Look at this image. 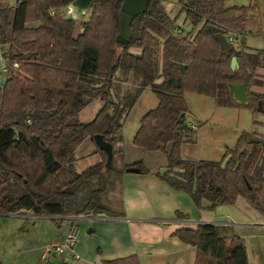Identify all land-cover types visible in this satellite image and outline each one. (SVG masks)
<instances>
[{"label": "trees", "instance_id": "16d2710c", "mask_svg": "<svg viewBox=\"0 0 264 264\" xmlns=\"http://www.w3.org/2000/svg\"><path fill=\"white\" fill-rule=\"evenodd\" d=\"M73 1L16 0L0 7V48L8 62L0 84V214L122 215L109 210L104 196L123 171L115 169L113 159L106 167V153L98 148L102 160L76 172L74 150L83 139L101 134L112 144L114 158L123 141L124 119L140 92L149 88L158 102L140 119L133 144L166 156V171L158 174L168 186L187 192L199 207L205 201L212 209L242 198L264 215L259 198L263 166L249 174L257 149L264 150V138L249 140L250 133L243 132L219 161H187L180 155L182 144L195 143L196 131L186 121V92L214 98L220 105L235 101L251 108L249 98L234 99L231 85L248 89L261 83L253 78L264 68V50L247 51L234 45L232 36L245 35L248 14L258 0L247 6L178 0L179 11L197 29L192 37L173 34L175 17L161 0H149L147 10L131 21L128 43L117 39L123 0H91L85 21L69 13ZM77 21L82 30L75 34ZM216 33L232 39L230 50L221 52ZM233 56L238 62L234 70ZM95 99L101 107L91 120L74 118ZM169 142L174 145L167 154ZM141 164L124 169L143 170ZM229 229V224L200 222L196 228H178L175 235L196 248L194 264H251L242 238ZM105 263L141 264L136 255Z\"/></svg>", "mask_w": 264, "mask_h": 264}, {"label": "rangeland", "instance_id": "374dc122", "mask_svg": "<svg viewBox=\"0 0 264 264\" xmlns=\"http://www.w3.org/2000/svg\"><path fill=\"white\" fill-rule=\"evenodd\" d=\"M16 0H0V7L14 4ZM254 0H224L225 6L229 5H250ZM168 15L175 17V25L183 30L184 33L189 34L190 37L196 32V28H192L185 18V14L179 11L180 4L178 0H162ZM91 9L88 8L87 12L82 15L78 21H85L90 14ZM77 21V22H78ZM30 25H33L30 23ZM82 24L79 22L75 25V34L80 33ZM244 36L238 37L234 40V45L243 46L245 50H255L247 46V43L252 47H258L264 50V12L263 0H258V7L249 12L247 17L246 28ZM242 38L244 40L241 43ZM3 57V51L0 48V61ZM5 74L1 72L0 68V84L3 82ZM254 80L261 83L259 86L251 84L247 89V101H250L251 108L244 105H238L235 101L232 105H220L216 103V99L204 97L192 93L186 94V104L188 107L187 120L193 123L195 127V143L187 147L190 152V159L192 161L206 159L219 161L222 160L228 148H233L238 138L243 132H250L251 137L263 139L264 138V122H257L259 125H253V119L259 118L264 121V111H258L259 101L262 100L260 110H264V68H258L254 72ZM262 97V98H261ZM157 98L149 88H145L130 110L125 119L124 128H122L123 141L122 149L116 145L113 158V164L116 170L123 171L126 161L141 160L143 169H153L161 160H166V156L160 151H148L133 144L134 135L139 127V122L145 112L157 105ZM101 106L99 99H95L88 103L87 106L74 115L75 119L89 121L92 119L93 114L98 111ZM256 120V119H255ZM262 124V125H260ZM245 145V144H244ZM243 145V146H244ZM250 149L249 145L244 146ZM121 150H118V149ZM102 154L98 151L97 145L93 143L90 137L83 139L74 150V161L72 162V169L76 172H81L91 165L101 161ZM263 166L262 176L264 177V150L258 148L251 163L249 174L255 170L256 166ZM164 168V167H162ZM162 168L159 173L163 174ZM66 171L62 172L65 176ZM66 177V176H65ZM64 177V178H65ZM124 183L122 177L115 179L104 196V203L107 204L109 210L116 213H124L128 209V215L142 216L146 214H154L159 219H170L177 215L175 204L172 198L174 193H169L166 198L160 199L157 203L152 205H145L144 199L141 198L136 204L130 201V193L135 187L144 188V183ZM125 192V193H124ZM182 194L179 202V213L189 216V221L185 226H195L200 221L201 215H213L217 212H224L229 219V233L240 236L247 249L249 262L252 264H264V230L258 226L257 219L261 218V214L253 205H250L257 210L260 214L257 215L253 209H248L242 203L221 204L215 208H207L205 203L202 207L193 203L190 195L185 191H178ZM259 198L264 204V181L260 183ZM188 202V203H187ZM136 204V205H135ZM190 204V208L188 207ZM240 207H243L241 210ZM247 209V210H246ZM184 212V214L182 213ZM227 213V214H226ZM27 214H32L28 212ZM14 215L0 214V264H26L27 259H32L33 264L42 262L40 256L49 245L51 236L61 229V237L57 242L61 241L64 237L67 226L73 225L75 219L71 216H63L61 219H56L55 216L47 217H21ZM219 217V216H218ZM186 221V220H185ZM262 222V221H261ZM66 235V234H65ZM64 235V236H65ZM63 237V238H62ZM16 244L18 249L13 252V244ZM8 249L10 252H5ZM62 256L53 258L50 262L59 264ZM44 263V262H42ZM49 263V264H51Z\"/></svg>", "mask_w": 264, "mask_h": 264}, {"label": "crops", "instance_id": "0c3cea01", "mask_svg": "<svg viewBox=\"0 0 264 264\" xmlns=\"http://www.w3.org/2000/svg\"><path fill=\"white\" fill-rule=\"evenodd\" d=\"M32 24L37 25V23H32ZM28 25L32 26L30 24ZM247 46L253 49H260L258 47H252L248 43ZM130 51L135 54H140L141 52L140 49L137 48H131ZM121 72L122 71L119 70L118 72L119 76H121ZM255 85L259 86V84H255ZM261 85L263 86L264 84ZM126 87L127 86L124 85L123 90L126 89ZM187 93L189 92H186L184 94V98H186ZM246 95H247V89H246ZM261 104H262V100H261ZM83 109H81L80 111H82ZM96 113L97 111L93 114V117L95 116ZM187 114H186L187 123L189 125L193 124L187 120V116H188ZM125 119L123 125H125ZM80 121H86V120H80ZM257 122L260 123L264 121L260 120L259 118H254L253 125L258 126L259 124ZM262 126H264V124ZM92 141L93 143H95L94 138ZM191 145L193 144L181 145L180 155L183 160L192 161V159H190L189 157L190 152L187 150L188 149L187 147ZM117 146L121 147L122 149L121 143L117 144ZM227 158L228 156L225 157L224 161L227 160ZM138 162H141V160L132 159L126 161L125 163H123V165L130 166ZM165 165H166V160H161L157 163V165L153 169L151 170L140 169V171L137 172H127L126 169L129 167H126L124 169L125 170L124 173L121 175L125 184L126 181L137 184L142 182L145 184L144 188L135 187L133 191L130 193L129 200L134 201L137 204L140 201V199L143 198L145 205H152L157 203L160 199L166 198L168 196L170 189V193H174L172 195L174 203L178 204L177 208L175 209L177 213V211L180 210L178 209L180 202L179 194L182 193L171 189L166 183V181H164L159 176L158 174L159 169L164 167L166 170ZM137 167L138 166H136L135 168ZM204 203L205 205H208L207 201H205ZM235 203H242V205L245 206L246 208L255 210L257 215L260 214L246 200L242 198H238ZM188 207L190 208V204ZM239 208L243 210L242 209L243 207L239 206ZM28 212L30 211L21 210L17 212L15 216L29 217V218L39 217L38 215H35L33 213L27 214ZM182 213L184 214V212ZM14 214L15 213L2 214V215H14ZM99 214H103L104 216L102 217ZM156 216L157 215L154 214L132 216V215H128V209H125L122 215H114V216H110L105 213H96V214L90 213L85 215L71 216V218L75 219L73 223L78 229V237L75 245V251L79 256V259L73 260L71 264H106L105 262L108 260L126 257L130 255H136L139 258L141 264H194L195 256H196V248L190 244H186L182 242L175 235V231L178 228H183V227L196 228L197 225L185 226L184 224H187L189 222L187 221V219L190 218L189 216H185V215L183 217H178V215H176L175 217H170V219H159ZM218 216L223 217L226 215L224 212H217L213 215H201L199 217L200 221L198 222L215 223L216 218H218ZM40 217H47V216H40ZM61 218H63V216ZM257 222H260L258 223L259 225L258 227L264 230V215H261V218L257 219ZM71 224L67 226V229L63 234V237H65L64 235L67 234L69 228L72 226ZM61 236H62L61 229L57 230V233L51 236V239L49 240V245L53 243L62 242L64 239L63 237L61 241L57 242V239L60 238ZM18 248L19 247L16 248V244L14 243L13 252H15V250ZM5 252H10V251L6 249ZM67 254H69V252ZM41 260L44 263L39 261L38 264H49L51 263L50 261L53 260V258H51L48 261H44L42 258ZM61 262L62 259L60 260L59 264H61ZM26 264H33L32 259H27Z\"/></svg>", "mask_w": 264, "mask_h": 264}, {"label": "water", "instance_id": "95a60500", "mask_svg": "<svg viewBox=\"0 0 264 264\" xmlns=\"http://www.w3.org/2000/svg\"><path fill=\"white\" fill-rule=\"evenodd\" d=\"M91 0H74L72 4L69 6V13L72 15L74 19H79L82 15H84L87 12V9L89 8ZM149 0H123L121 7H120V13H119V27L120 32L117 36V39L121 42L128 43L129 39L131 37V30H130V24L132 19L139 15L144 13L148 8ZM215 38L219 43L221 52H226L232 48V45L230 41L223 35L222 33H216ZM238 67V62L235 56L231 58L230 62V68L232 70L236 69ZM232 93L234 99H236L239 102H246L247 101V95H246V88L243 84H233L231 85ZM261 101H259V107L260 109ZM94 141L99 149L104 151L106 153V167H109L111 165V161L113 159V147L112 144L107 142L101 134H95L93 136ZM249 140L254 141H261L259 138L249 137ZM174 143L169 142L166 146V152L169 154L173 148ZM127 172H137L140 171L139 168L135 167H129L126 169ZM165 171V168H162V172ZM100 216H104L103 214H99ZM215 223H226L229 224L228 218L225 217H218L216 218Z\"/></svg>", "mask_w": 264, "mask_h": 264}, {"label": "built area", "instance_id": "2783aa9c", "mask_svg": "<svg viewBox=\"0 0 264 264\" xmlns=\"http://www.w3.org/2000/svg\"><path fill=\"white\" fill-rule=\"evenodd\" d=\"M172 32H173V34H176V35L186 34L177 25L173 26ZM229 41L231 42L232 39L230 38ZM0 66H1L2 73L5 74L8 70V62H7L6 57L3 56V58L0 61ZM14 66H16V64H14ZM190 126L192 128L195 127L193 124H190ZM61 217L62 216H55L56 219H60ZM77 237H78V229L73 224L69 228V230H68L67 234L65 235L62 242L53 243L51 245L46 246V250L44 251V253H42L41 258L44 261H48L51 258H56L58 256H62L61 264H71V262L73 260L79 259V256L75 251V245L77 242ZM68 252H69V254H67Z\"/></svg>", "mask_w": 264, "mask_h": 264}]
</instances>
